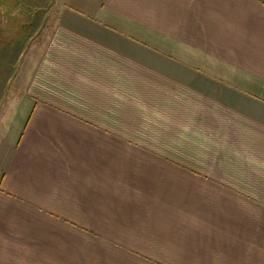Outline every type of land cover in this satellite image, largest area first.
I'll use <instances>...</instances> for the list:
<instances>
[{
    "label": "crops",
    "instance_id": "obj_1",
    "mask_svg": "<svg viewBox=\"0 0 264 264\" xmlns=\"http://www.w3.org/2000/svg\"><path fill=\"white\" fill-rule=\"evenodd\" d=\"M53 2L0 46V264H264V0Z\"/></svg>",
    "mask_w": 264,
    "mask_h": 264
},
{
    "label": "rangeland",
    "instance_id": "obj_2",
    "mask_svg": "<svg viewBox=\"0 0 264 264\" xmlns=\"http://www.w3.org/2000/svg\"><path fill=\"white\" fill-rule=\"evenodd\" d=\"M53 4V0H0V46L13 45L15 61L19 59L22 45L27 42V39H24L25 36L31 32V38L33 34L39 31L36 17L42 15L45 17V21L48 20L53 11ZM23 122L20 120L12 121L11 130L13 131H10V138H12L18 124L20 126ZM78 239L81 238L78 237Z\"/></svg>",
    "mask_w": 264,
    "mask_h": 264
}]
</instances>
